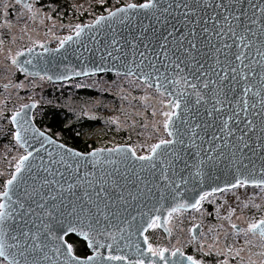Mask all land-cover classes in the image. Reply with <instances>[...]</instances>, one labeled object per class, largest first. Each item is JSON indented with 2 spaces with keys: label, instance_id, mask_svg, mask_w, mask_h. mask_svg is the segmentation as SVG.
<instances>
[{
  "label": "snow or ice",
  "instance_id": "6c2138e0",
  "mask_svg": "<svg viewBox=\"0 0 264 264\" xmlns=\"http://www.w3.org/2000/svg\"><path fill=\"white\" fill-rule=\"evenodd\" d=\"M23 7L32 13L30 19L35 17L31 4ZM141 16L127 35L114 27ZM100 25L110 34L100 39L93 34L99 58L94 71L119 75L120 66L127 77L138 75L142 84L154 86L166 138L153 143L146 155L131 148L82 153L33 127L24 112L29 106L22 105L10 122L13 140L25 154L0 186V264H199L180 248L169 254L149 243L144 233L160 226L159 216L144 226L149 201H176L220 172L234 182L201 192L190 205L176 203L168 216L189 206L200 211L209 195L249 183L264 193V0L130 2L92 24H77L76 42L85 29ZM69 41L73 36H64L52 50L33 43L45 52H59ZM84 51L92 49L85 45ZM152 210L160 211L155 205ZM232 214L225 219L233 233L258 237L264 247V216L237 231ZM73 234L87 242L90 254H75L67 239Z\"/></svg>",
  "mask_w": 264,
  "mask_h": 264
},
{
  "label": "trees",
  "instance_id": "16d2710c",
  "mask_svg": "<svg viewBox=\"0 0 264 264\" xmlns=\"http://www.w3.org/2000/svg\"><path fill=\"white\" fill-rule=\"evenodd\" d=\"M130 2L141 3L144 0H115L111 8L117 9L120 5L125 6ZM102 8L99 4L89 3L84 9L82 8L79 14L70 17L69 20H74L81 26L90 24L97 17L107 14L104 13ZM87 79H94L93 82L95 83H108L109 89L87 86L85 85ZM31 80L32 85H28L27 90L22 91L18 97L19 103L10 102L15 106L10 109L8 115L0 116V161L7 160V156L25 154L24 149L13 140L12 134L14 131L10 120L13 112L17 111L22 105L32 102L35 107L29 105L28 109L34 126L37 129L45 127L49 130V133L46 131L45 133L52 138L54 134H59L64 145L82 153L126 145L133 149L136 154L146 155L148 154L147 149L153 143L158 142L162 136L166 138V134L164 133L161 135L152 134L149 128L141 129L136 115L131 112L129 95L133 94L135 96L144 85L133 76L129 78L126 75H118L117 73H102L54 82H46L45 77H32ZM121 82H123L122 89L126 88V91L118 94ZM134 96L132 97L135 98ZM85 106L89 107V109H86ZM108 106H112L114 110L119 112H121V106L127 108V113L123 114L121 112V114L126 116V122L122 128L117 124H111V119L102 114L103 111L111 113ZM3 108L5 107L3 106ZM87 112H91L92 116L86 115ZM133 119L134 123L139 127L133 125L134 123L131 122ZM126 127L128 129L125 130ZM42 131L44 132L43 129ZM144 134L148 135L146 140H144ZM90 135L93 138L88 140L87 137ZM15 163L16 160L13 162L11 169L8 171L6 178L2 180L0 186H2L4 180L10 178V173L14 171ZM208 204H202L203 212H206V220L215 226V219L210 217V206ZM246 204L248 207L244 208L252 218L258 219L264 216V193L261 192L259 187L249 195ZM256 205H259V208ZM179 214L182 213L174 214L167 221L171 225V230L167 233L163 232L166 234H161L158 227L149 228L146 231L145 236L148 237V241L153 247L166 248L170 252L175 248V243L178 239L183 237L188 239V230L185 229L186 225L183 224L184 219H180ZM186 217L187 215H184V218ZM215 237V234L210 231L209 239ZM67 239L69 243L73 244L76 255L84 257L90 254L85 241L74 236ZM224 243L226 244L225 247H229V244L234 243V239L229 236L225 239ZM246 243L247 239L245 238L243 244ZM182 245L180 246V250L186 256H192L199 264H216L219 259L218 256L213 255L211 252L200 249L198 244L194 246L188 244ZM237 246L240 245L237 244Z\"/></svg>",
  "mask_w": 264,
  "mask_h": 264
},
{
  "label": "rangeland",
  "instance_id": "374dc122",
  "mask_svg": "<svg viewBox=\"0 0 264 264\" xmlns=\"http://www.w3.org/2000/svg\"><path fill=\"white\" fill-rule=\"evenodd\" d=\"M97 1L98 0H77L79 7L83 9L87 4L95 3L103 7L102 10L104 11V13H109L110 11L114 10L113 8H111V5L115 0H109V3L107 0H100L102 1L100 3H97ZM120 7H124V5H120ZM29 17H31L30 13H20L14 14L12 16L0 17V32L8 35V42L0 44V83H11L15 75H20V73L24 75L23 79H20L14 84L13 87H11L10 94L9 92L5 93L8 94L7 98L12 99L11 103L12 101H14L15 103H19L18 97L20 96L22 91L27 90L26 88H28V85H32V77H44L43 74L39 72L26 73L24 69L19 65L18 61H20L21 58H19L20 56L17 57L16 53L27 52V50L23 51V49H21L22 44L24 42L25 44L32 43L31 48H33V58L36 56V53H41V51L44 50L34 44L33 41L43 43L45 47L50 50L51 48L57 47L60 40L64 36L73 34L75 32V26L78 24L73 21L72 23H74V25H69L67 27V30L65 31V25L62 24L61 21H59V19L56 17H51L49 15H42L38 17L35 16L31 19ZM68 23H71L70 20ZM27 40L32 42H27ZM13 58L17 60V64L15 65L12 63ZM45 79L46 82H54L51 81L48 77H45ZM93 81L94 79H87L85 81V85L105 88L107 90L109 89L108 83H95ZM120 84L121 87L118 90V94L126 91V88L122 89L123 82H121ZM5 94L0 93V115L3 107L2 100L4 99V96H6ZM12 96H15V99L12 98ZM132 96L134 95H129V107L131 112L136 115V119L140 123L141 129L149 128L152 134L156 133L158 135H161L163 133V117L160 115V112L163 110V108L160 103L161 97H159L156 93L155 87H148L144 84L142 89L139 90V92L134 96L135 98H133ZM164 103H167L166 99H164ZM24 105H34V103L32 102ZM85 108L89 109V107L87 108L86 106ZM108 108L110 109L111 113L103 111L102 114H105L107 118L111 119V124H117L122 128V126L125 125L126 122V116L123 114L128 112L127 108H125L124 106L120 107L123 114H121V112L117 110H114L112 106H108ZM154 111L156 112L155 116H153ZM24 112L27 114V116L31 117L28 108H26ZM86 115L92 116V113L87 112ZM112 121H116V123H113ZM131 122L134 123V119ZM133 125L138 126L136 123H134ZM42 129L44 130V132L46 131L47 133H49V130H47L45 127L38 130L42 131ZM126 129H128V127H126L125 130ZM144 136V140H146L148 138V135L144 134ZM92 138V135L87 137L88 140H91ZM53 139L62 143V139L59 134H54ZM141 142H143V140H141ZM19 156L16 154L14 156H10L12 165L15 160L17 162ZM3 161L4 160H1L0 163ZM7 174L8 172L2 179L6 178ZM257 188L258 186L247 185L245 187L231 189L224 193L219 192L212 194V196H208L205 201H208L207 204L209 203V212L212 214V216L210 214V217L215 219V226H213V224L211 225L210 221L206 220V212H203V208H201L200 211L190 209L187 212L179 214L181 217L180 219H184L183 224L186 225L185 229L188 230V239H186V237L178 239V241L175 243V248H180V246H183L182 244H188L192 246L198 244L200 249H202L203 251H209L213 255L220 257V259H224V261L226 260L227 264H262V262H264V255H261L260 253H264V247H261L258 237H253L251 235L245 236L243 232H240L239 235H235L230 227V221L228 219H225L226 217H228L229 212L231 211L233 213L231 217V223H236L237 226L240 227V229L246 228L247 222L253 218L247 214L244 205L246 204L249 195L252 194ZM184 215H187V217L184 218ZM171 217L168 216L166 218V216L163 215L160 217V226L158 228L160 229L159 231L161 234H166L169 230H171V225L168 222L167 224L164 223L165 219H167L168 221ZM237 217H242L243 219H237ZM197 224L201 226V232L199 236L200 238H198V241L196 240L197 242L195 241L196 243H194L190 237L189 230ZM210 230L216 236L213 239H209ZM229 236L234 239V243L229 244V247H225V239ZM245 238L247 239V243L243 244ZM141 239L143 240V238L139 239L140 243ZM248 241H252V244H249ZM85 244L87 246V242H85ZM237 244L240 246H237ZM88 250L91 253V250ZM237 250H240L239 255H236ZM183 264H188V262L184 261Z\"/></svg>",
  "mask_w": 264,
  "mask_h": 264
},
{
  "label": "water",
  "instance_id": "95a60500",
  "mask_svg": "<svg viewBox=\"0 0 264 264\" xmlns=\"http://www.w3.org/2000/svg\"><path fill=\"white\" fill-rule=\"evenodd\" d=\"M115 10L116 9L112 11H115ZM107 15L108 13L105 14L104 16H107ZM141 19H143L142 16L138 18L136 21H131L128 25L115 24L114 27H116L121 33L127 35L130 28H132L133 26L138 27ZM143 22L147 23V20H144ZM93 34H95L97 39H100L101 37H107L110 34V30L107 28L106 25H100L91 30L85 29V32L79 38V42H76V37H75V32H74L73 34H71V36H73V41L67 42L64 48L60 49L59 52H52V51L45 52L43 50L41 51V53L39 52L36 53V56L32 58V63L27 64L28 66L27 70L30 73L39 72L43 74V76L50 78L52 81H64L70 78H81V77H86V76H90L94 74H102V73H117L116 71H104V72L94 71L95 67L99 64V58L98 56L95 55L96 45L94 44L93 39H92ZM85 45L88 48H91L92 51L85 52L84 51ZM102 45H103V41L101 40V46ZM56 48H53V49H56ZM81 53H83V56L80 55ZM118 67H119L120 75H125L126 69L120 66ZM83 70H87L88 74L79 75V76L75 75L76 72H81ZM133 77L139 80L138 75H133ZM0 87L10 88V86L4 85V84H0ZM27 117L29 118V121L32 124V126L35 127L34 124L32 123L31 117L30 116H27ZM12 128H13V131H15V128L13 125H12ZM46 135L49 136L48 134ZM56 142L61 143L58 141ZM32 143L35 144V141H32ZM35 146H39V145L35 144ZM46 147H48L49 149L54 148V146H51V145H47ZM65 148H69V147L65 145ZM115 148H126L127 149L130 147L126 145H122V146H118ZM128 155L130 156L131 154L129 153ZM233 182H234V177L232 175L226 172H220V173L214 174L213 178L206 180L203 186L197 185L195 192H192V191L186 192L184 193L182 197H180L176 201H173L171 198H168L167 200L162 201V202H157L156 200L149 201V206L144 209V211L149 213V215L144 218V226L147 227V222L150 218L155 219L157 216L161 217L162 215L166 216L167 218L168 212L173 207H175L176 203H185V204L190 205L191 203L194 202V198H198V195L201 192H205V191L211 192L213 188L225 187V186L230 185V183H233ZM248 185H253V184L249 183ZM253 186H256V185H253ZM216 193H219V191H217ZM152 205H155L156 207H158L160 211L155 212L154 210H152ZM188 208H190V206L184 210H187ZM137 223H139V221ZM239 229L240 227L238 226L237 231H239ZM200 232H201V226L199 224L191 228L190 237L193 242H195L199 238ZM72 236L80 240H83V238L79 237L78 235L73 234ZM140 238H143V236L137 237L138 240ZM140 244L142 247L146 248V246L143 244L142 239H141ZM113 264H119V262H113Z\"/></svg>",
  "mask_w": 264,
  "mask_h": 264
},
{
  "label": "flooded vegetation",
  "instance_id": "af4514ba",
  "mask_svg": "<svg viewBox=\"0 0 264 264\" xmlns=\"http://www.w3.org/2000/svg\"><path fill=\"white\" fill-rule=\"evenodd\" d=\"M107 1H109V0H107ZM100 2H102V1H100V0L97 1V3H100ZM24 4H31L32 5V11L34 13H36V15H35L36 17L42 16V15H44V16L49 15L51 17L58 18L59 21H61V23L65 25V31L67 30V27L69 25L70 26L74 25V23H72L74 20H70L71 23H68L69 18L79 14L82 10V8H80L78 5L77 0H22V3H19V4L16 3V0H0V17L1 16H12L14 14H20V13H30L26 8L23 7ZM30 15L32 16V13H30ZM6 42H8V35H6L3 32H0V44L6 43ZM27 42H32V41L27 40ZM31 46H32V43L25 44V42H24L21 46V49H23V51H24V50H27ZM54 48H56V47H54ZM51 49H53V48H51ZM19 58H21V60L18 61L19 65L24 69V71L26 73H30L27 70L28 66H27V64L24 63V61L25 60H31L32 61V53L29 54L28 52H26L25 55L20 56ZM23 78H24V75H22L20 73V75L14 76V79L12 80L11 83H0V84L10 86V88L0 87V93L5 94L6 92H9V94H10L11 87H13L16 82H18L20 79H23ZM5 95L6 96H4V99L2 100V104H3L2 106H4L5 108L2 107V112L0 115L1 117L3 115H8L10 109L13 106H15V105L10 103L12 99L7 98L8 94H5ZM14 97L15 96H12V98H14ZM11 167H12V160L9 156L7 157V160L0 163V173H2V175H0V184L3 180L2 178L11 169ZM209 196H212V195H209ZM207 202L208 201H203L201 203V208H202V204L207 203ZM188 210H190V209L181 210L179 212H174L173 214L187 212ZM196 242H194V243H196ZM218 258L219 259L217 260L216 264H220V263L222 264V261H224V259H220V257H218Z\"/></svg>",
  "mask_w": 264,
  "mask_h": 264
},
{
  "label": "bare ground",
  "instance_id": "6f19581e",
  "mask_svg": "<svg viewBox=\"0 0 264 264\" xmlns=\"http://www.w3.org/2000/svg\"><path fill=\"white\" fill-rule=\"evenodd\" d=\"M188 209H192V208L190 207V208H188Z\"/></svg>",
  "mask_w": 264,
  "mask_h": 264
},
{
  "label": "built area",
  "instance_id": "2783aa9c",
  "mask_svg": "<svg viewBox=\"0 0 264 264\" xmlns=\"http://www.w3.org/2000/svg\"><path fill=\"white\" fill-rule=\"evenodd\" d=\"M51 80V79H50ZM52 81V80H51Z\"/></svg>",
  "mask_w": 264,
  "mask_h": 264
},
{
  "label": "clouds",
  "instance_id": "9594fccd",
  "mask_svg": "<svg viewBox=\"0 0 264 264\" xmlns=\"http://www.w3.org/2000/svg\"><path fill=\"white\" fill-rule=\"evenodd\" d=\"M45 77V76H44ZM47 78V77H46Z\"/></svg>",
  "mask_w": 264,
  "mask_h": 264
}]
</instances>
